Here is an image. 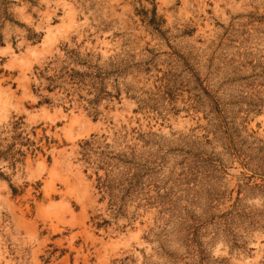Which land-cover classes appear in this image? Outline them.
I'll use <instances>...</instances> for the list:
<instances>
[{"label":"rangeland","instance_id":"1","mask_svg":"<svg viewBox=\"0 0 264 264\" xmlns=\"http://www.w3.org/2000/svg\"><path fill=\"white\" fill-rule=\"evenodd\" d=\"M0 264H264V0H0Z\"/></svg>","mask_w":264,"mask_h":264}]
</instances>
